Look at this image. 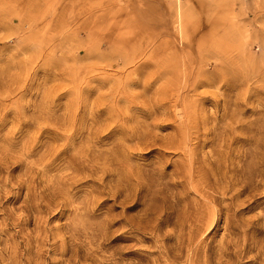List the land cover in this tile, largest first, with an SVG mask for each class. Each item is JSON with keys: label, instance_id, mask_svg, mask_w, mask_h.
<instances>
[{"label": "rangeland", "instance_id": "1", "mask_svg": "<svg viewBox=\"0 0 264 264\" xmlns=\"http://www.w3.org/2000/svg\"><path fill=\"white\" fill-rule=\"evenodd\" d=\"M0 264H264V0H0Z\"/></svg>", "mask_w": 264, "mask_h": 264}]
</instances>
